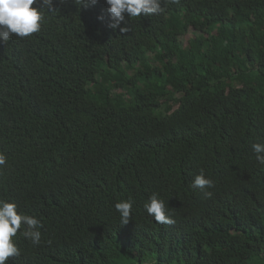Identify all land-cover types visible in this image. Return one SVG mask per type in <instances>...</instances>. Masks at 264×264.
<instances>
[{
  "label": "trees",
  "instance_id": "obj_1",
  "mask_svg": "<svg viewBox=\"0 0 264 264\" xmlns=\"http://www.w3.org/2000/svg\"><path fill=\"white\" fill-rule=\"evenodd\" d=\"M53 5H34L39 33L0 37V201L43 224L6 264H264V0L162 3L125 13L128 33L107 0Z\"/></svg>",
  "mask_w": 264,
  "mask_h": 264
},
{
  "label": "clouds",
  "instance_id": "obj_2",
  "mask_svg": "<svg viewBox=\"0 0 264 264\" xmlns=\"http://www.w3.org/2000/svg\"><path fill=\"white\" fill-rule=\"evenodd\" d=\"M40 2L43 8L48 11L50 10L53 13L58 11L53 5V0H40ZM63 2L64 0H61V3ZM75 2L86 7L89 4L95 5L99 3V0H75ZM180 2L181 0H107L110 5L108 11L113 21L109 27L112 29L120 28L121 22L125 20V13L132 18L141 17L142 15H160L166 10L165 7L161 6L162 3L178 5ZM36 4L37 0H0V37L3 38L5 44L13 35L27 38L41 31L44 14L40 10L41 8L34 6ZM191 28L193 27H190L188 32ZM195 30L200 31L198 29ZM120 31L128 33L130 28L123 27L120 28ZM190 40L187 45H189ZM253 148L257 154L256 159L261 164H264V155H262L264 153V144L256 143ZM6 163L7 157L0 153V166L6 165ZM192 187L204 191L205 198L210 199L214 195L213 192L206 191V189L214 188L215 184L211 179L206 178L203 169L195 177ZM115 207L121 214V223L128 224L132 220V202H118ZM145 208L149 215L153 216L159 224H175V220L167 214L165 202L158 198V194L151 196L150 202L145 204ZM25 224L28 228L24 232V236L31 240L33 244L39 245L42 241V233L39 229L43 227V224L34 216L20 214L17 204L0 201V264H6L9 259L18 258L21 255V249L16 245L13 238L22 228V225Z\"/></svg>",
  "mask_w": 264,
  "mask_h": 264
},
{
  "label": "rangeland",
  "instance_id": "obj_3",
  "mask_svg": "<svg viewBox=\"0 0 264 264\" xmlns=\"http://www.w3.org/2000/svg\"><path fill=\"white\" fill-rule=\"evenodd\" d=\"M200 34H201L200 31H197V30H195L194 28H191L190 31H189L188 33L183 34V35L181 36V40H182V42H183L185 45H187L188 42H189V40H190L191 38H194V37H196V36H199ZM123 90L125 91V89H123ZM163 110H164V109H163ZM134 259H135V258H133L132 260L134 261ZM148 262H150V260L145 261L144 264H147ZM150 264H151V263H150Z\"/></svg>",
  "mask_w": 264,
  "mask_h": 264
}]
</instances>
